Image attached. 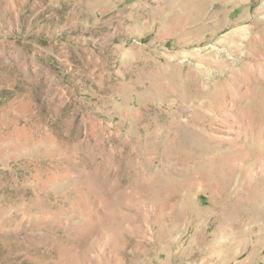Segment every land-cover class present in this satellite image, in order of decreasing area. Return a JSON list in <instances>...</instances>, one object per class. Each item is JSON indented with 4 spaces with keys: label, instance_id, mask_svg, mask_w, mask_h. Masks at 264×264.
<instances>
[{
    "label": "rangeland",
    "instance_id": "1",
    "mask_svg": "<svg viewBox=\"0 0 264 264\" xmlns=\"http://www.w3.org/2000/svg\"><path fill=\"white\" fill-rule=\"evenodd\" d=\"M223 263L264 264V0H0V264Z\"/></svg>",
    "mask_w": 264,
    "mask_h": 264
},
{
    "label": "bare ground",
    "instance_id": "2",
    "mask_svg": "<svg viewBox=\"0 0 264 264\" xmlns=\"http://www.w3.org/2000/svg\"><path fill=\"white\" fill-rule=\"evenodd\" d=\"M165 234V233H164ZM217 236H216V238H215V240H212V242H211V244L210 245H208L209 246V250L211 251V254L214 252V251H216L215 252V257L217 256V258L219 259V261H217V262H220V260L222 261V260H224V259H226V258H228V256L229 255H231L232 254V249H233V247H231L230 245H228V244H224L223 242L222 243H220V242H218L217 241ZM216 253H217V255H216ZM234 253V252H233ZM213 258V256H210V258L207 260V262L210 260V259H212ZM215 260V259H214ZM240 261V260H239ZM210 263V262H209ZM224 264V263H223ZM236 264V263H235Z\"/></svg>",
    "mask_w": 264,
    "mask_h": 264
}]
</instances>
